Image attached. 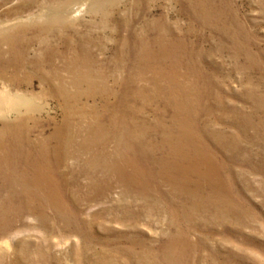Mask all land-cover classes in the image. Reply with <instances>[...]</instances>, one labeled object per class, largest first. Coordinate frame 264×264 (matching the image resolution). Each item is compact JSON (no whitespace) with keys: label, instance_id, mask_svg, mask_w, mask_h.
<instances>
[{"label":"rangeland","instance_id":"374dc122","mask_svg":"<svg viewBox=\"0 0 264 264\" xmlns=\"http://www.w3.org/2000/svg\"><path fill=\"white\" fill-rule=\"evenodd\" d=\"M3 90L0 264H264V0H0Z\"/></svg>","mask_w":264,"mask_h":264},{"label":"bare ground","instance_id":"6f19581e","mask_svg":"<svg viewBox=\"0 0 264 264\" xmlns=\"http://www.w3.org/2000/svg\"><path fill=\"white\" fill-rule=\"evenodd\" d=\"M7 92H8V90H3V91H0V108H2L3 106H4V98H5V96L6 95H8L7 94ZM6 93V95H4ZM15 98V97H14ZM8 99V98H7ZM12 99V101H11V105H12V107L13 108H15V106H16V102H14V99H13V97L11 98ZM7 102V101H6ZM18 104V103H17ZM8 105V104H7ZM11 108V107H10ZM12 128V127H11Z\"/></svg>","mask_w":264,"mask_h":264}]
</instances>
